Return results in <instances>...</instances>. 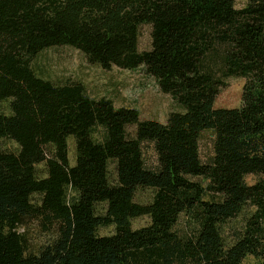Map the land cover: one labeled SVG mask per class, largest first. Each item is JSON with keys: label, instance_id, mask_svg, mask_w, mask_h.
Here are the masks:
<instances>
[{"label": "trees", "instance_id": "16d2710c", "mask_svg": "<svg viewBox=\"0 0 264 264\" xmlns=\"http://www.w3.org/2000/svg\"><path fill=\"white\" fill-rule=\"evenodd\" d=\"M143 24L151 47L139 51ZM63 45L103 69L142 68L182 111L140 120L80 83L38 76L34 55ZM216 56L221 77L245 79L236 108L215 107ZM3 101L0 141L18 149H0V264H264V0H0ZM248 174L260 178L247 184ZM140 188L152 189L148 203L134 200ZM240 214V227L228 225ZM141 216L148 224L132 228ZM30 222L47 235L38 247Z\"/></svg>", "mask_w": 264, "mask_h": 264}, {"label": "rangeland", "instance_id": "374dc122", "mask_svg": "<svg viewBox=\"0 0 264 264\" xmlns=\"http://www.w3.org/2000/svg\"><path fill=\"white\" fill-rule=\"evenodd\" d=\"M247 0H235V8H242ZM151 27L143 24L139 27L138 50L145 51L151 47ZM222 54L223 49L219 48ZM30 65L33 71L40 77L50 80L56 84L80 83L84 86L87 95L98 99L105 97L111 99L115 107H127L137 109L140 120H156L165 123L170 112L182 111L169 94L162 92L156 80L146 74L142 68L125 70L116 66L110 69H103L97 64L89 63L80 51L73 47L63 45L42 49L31 59ZM212 68L216 77L222 80L219 92L215 99L217 108H236L241 104V93L245 79L242 77H221L218 67L221 65L218 56L212 62ZM0 113H7V101L0 102ZM130 133L134 127L128 128ZM100 132L94 133V138L99 139ZM212 131H203L199 141L200 158L206 162L212 155ZM69 148V161L74 165V143L71 137L67 139ZM0 149L4 151H16L17 144L11 139L4 138L0 141ZM143 158L145 164L153 168L156 165V154L151 144H143ZM258 174L245 176L247 184L258 181ZM153 191L150 188H140L136 191L134 200L138 203H148L152 198ZM105 204L98 203L96 210L99 213L104 211ZM147 216H141L132 220V228H140L147 225ZM242 214L234 218L228 225L240 227ZM182 226V223H180ZM30 240L32 247L46 239L42 235L35 222L27 223L23 228ZM233 229L227 230L226 238L232 236ZM114 232L113 226L100 227L99 235H110ZM242 264H254L252 257H246Z\"/></svg>", "mask_w": 264, "mask_h": 264}]
</instances>
